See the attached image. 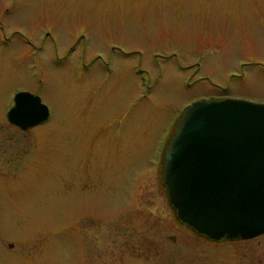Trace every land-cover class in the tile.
I'll return each mask as SVG.
<instances>
[{"label":"rangeland","instance_id":"374dc122","mask_svg":"<svg viewBox=\"0 0 264 264\" xmlns=\"http://www.w3.org/2000/svg\"><path fill=\"white\" fill-rule=\"evenodd\" d=\"M0 27V264H264V233L203 241L162 181L193 101L264 102V0H0ZM15 86L46 120L7 122Z\"/></svg>","mask_w":264,"mask_h":264},{"label":"water","instance_id":"95a60500","mask_svg":"<svg viewBox=\"0 0 264 264\" xmlns=\"http://www.w3.org/2000/svg\"><path fill=\"white\" fill-rule=\"evenodd\" d=\"M48 116L29 91H18L7 111L22 129ZM162 175L176 217L197 233L213 240L264 233V102L193 101L164 149Z\"/></svg>","mask_w":264,"mask_h":264},{"label":"flooded vegetation","instance_id":"af4514ba","mask_svg":"<svg viewBox=\"0 0 264 264\" xmlns=\"http://www.w3.org/2000/svg\"><path fill=\"white\" fill-rule=\"evenodd\" d=\"M0 28L3 29L2 27H0ZM0 43L5 44L6 42L1 41ZM98 57H99V56L97 55L96 58H98ZM13 91H14V92H13V97H12L11 105H10V106L7 108V110H6V113H5V119L7 120L8 123L12 124L13 126L19 128V129H21V130H25V129H22V128L19 127L18 125L14 124V123H12V122H10V121L8 120V117H7V111H8L9 108L13 105V103H14V95H15L18 91H29V90H26V89H19V87L15 86V88L13 89ZM29 92H31V91H29ZM31 93L35 94L34 92H31ZM26 129H27V128H26ZM172 208H173V207H172ZM173 210H174V214H175V217H176L175 209H173ZM176 218H177V217H176ZM177 219H178V218H177ZM178 221H179V220H178ZM179 222H180V224L185 225L188 229H190V231H191L192 233H194L197 237L201 238L203 241H207V242H224V241H229L228 239H224V240H213V239L207 238L205 235L199 234V233H197L196 231H194V230H192L191 228H189L185 223H183V222H181V221H179ZM234 240H235V239H234Z\"/></svg>","mask_w":264,"mask_h":264}]
</instances>
